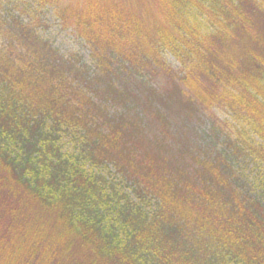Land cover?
I'll return each instance as SVG.
<instances>
[{
  "label": "trees",
  "instance_id": "trees-1",
  "mask_svg": "<svg viewBox=\"0 0 264 264\" xmlns=\"http://www.w3.org/2000/svg\"><path fill=\"white\" fill-rule=\"evenodd\" d=\"M0 264H264V0H0Z\"/></svg>",
  "mask_w": 264,
  "mask_h": 264
},
{
  "label": "rangeland",
  "instance_id": "rangeland-1",
  "mask_svg": "<svg viewBox=\"0 0 264 264\" xmlns=\"http://www.w3.org/2000/svg\"><path fill=\"white\" fill-rule=\"evenodd\" d=\"M70 1V0H68ZM75 0H72V2ZM46 26L42 29L43 30V37L50 41L56 49L59 50L60 54L67 55L70 53H76L79 51L81 53H85V45L82 41L77 40L78 38L70 31L64 30L62 26L56 21L51 11H47L45 15ZM77 38V39H76ZM164 58L166 61L173 67L174 70L178 67L177 63L173 60V58L169 54H165ZM162 85V82H159ZM216 118H220L222 120V114L224 113L222 110H215L213 111ZM204 120L201 119L197 123V127L199 131L196 133H191V137L193 140H196V143H202L206 140L205 131L208 133V129L211 126L210 114L204 115ZM193 134V135H192Z\"/></svg>",
  "mask_w": 264,
  "mask_h": 264
}]
</instances>
